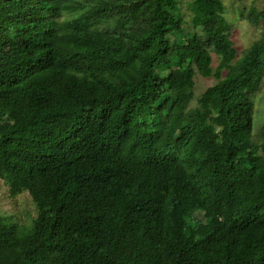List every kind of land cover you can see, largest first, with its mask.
I'll return each mask as SVG.
<instances>
[{
  "label": "trees",
  "instance_id": "obj_1",
  "mask_svg": "<svg viewBox=\"0 0 264 264\" xmlns=\"http://www.w3.org/2000/svg\"><path fill=\"white\" fill-rule=\"evenodd\" d=\"M191 5L0 0V178L38 211L0 217V264H264V30L237 58L223 1Z\"/></svg>",
  "mask_w": 264,
  "mask_h": 264
},
{
  "label": "rangeland",
  "instance_id": "obj_2",
  "mask_svg": "<svg viewBox=\"0 0 264 264\" xmlns=\"http://www.w3.org/2000/svg\"><path fill=\"white\" fill-rule=\"evenodd\" d=\"M179 11L177 13L184 20V26L187 30L199 29L204 22L202 16H195L192 10L193 0H177ZM225 6V16L231 26V39L237 50V58H240L244 52L249 51L257 40L262 36L264 30V0H222ZM250 10L263 14L257 23H253L247 14ZM218 64L214 56V67ZM218 79L214 76L203 77L196 74L193 77L194 98L189 108L194 109L198 106V99L212 85L216 84ZM254 121H253V140L259 141L260 131L264 126V80L260 90L254 95ZM163 144V142H160ZM188 151V149H187ZM38 214L37 207L29 192L25 191L17 196L11 195L8 185L0 178V217L8 224L16 225L24 232H28ZM201 217V215H198Z\"/></svg>",
  "mask_w": 264,
  "mask_h": 264
}]
</instances>
